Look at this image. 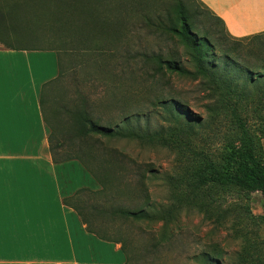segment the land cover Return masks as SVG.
I'll return each mask as SVG.
<instances>
[{"label": "trees", "instance_id": "obj_1", "mask_svg": "<svg viewBox=\"0 0 264 264\" xmlns=\"http://www.w3.org/2000/svg\"><path fill=\"white\" fill-rule=\"evenodd\" d=\"M85 1L88 0L76 1L75 8L71 7L74 2L70 0L50 1L53 5L50 6L52 11L45 9L41 16L42 23L47 28H38L46 33V45L48 49L56 51L58 57L60 69L58 79L44 87L40 98L41 109L48 111L51 116L49 123L56 126L60 123V109L56 101L47 96L63 75L64 59H69V52L77 50L66 49L69 44L64 43L62 39L74 35L77 31L111 32L113 29L106 28L110 21L109 15L97 12L98 10H88L83 4ZM194 1L203 9L202 12L219 26L220 31L216 28H204L199 22L202 14L198 8L186 6L182 1H177L171 9L155 14L151 18L142 17L138 28L150 36L166 38L175 47L181 46L192 71L180 65L175 47L164 48V52L163 49L157 52L146 49L135 53L127 51L120 67V75L130 77L138 75L144 89L148 92L154 91L153 96L156 97L152 100L160 107L161 119L168 124L167 127L153 132L137 127L138 119H141L139 117L142 115L140 112L125 116L123 126L120 128L111 125L102 127L91 119L83 104L82 110L68 114L74 137H86L91 134L110 140L138 141L155 144L170 151L175 150L184 155L185 161L179 162L180 176L175 179V184L170 180V184L173 185L169 192L170 204L154 208L147 203L143 207L131 209L113 204L105 209L103 202H100L85 208L84 199L114 201L118 197L117 186L121 173L137 177L135 188L140 196L144 197L143 189L139 190L143 181L139 167L127 160L125 168L120 169V163L107 161L100 169L85 160L78 152L53 160L56 163L78 161L100 186L98 191L81 189L63 202L76 212L88 234L100 241L121 244L125 264H137L140 261H137L136 254L127 246L125 240H111L102 230H95L92 219L110 215L125 222L160 223L163 229L160 243L165 244L169 241L167 227L184 211L193 209L206 213L205 208L214 207L212 210L216 211L219 221L217 223L223 225L229 214L234 212V208H216L214 206L216 199H213L216 193L234 191L245 198L250 194L259 193L264 212V114L261 115V111H264V32L244 38H233L227 33L219 18ZM100 2L102 1H97L98 4ZM78 21H81L84 27L79 26ZM96 23L99 28H92ZM110 24L111 27L114 23ZM171 76L197 83L199 88L207 92L209 102L205 109L209 115V123L206 126H202L199 120L186 114L182 110L184 104L178 101L175 95L170 93L171 95L164 97L166 90L170 89V81L166 78ZM147 84L151 86L146 87ZM254 104L257 110L253 109L250 115L248 105ZM250 117L255 119L259 136L251 127L254 124H250ZM132 126L134 127L131 128ZM220 127L224 129L222 136L221 133L218 134ZM213 129L216 130L217 136L223 138L221 148L215 152L203 142V135ZM195 143L198 144L197 147ZM201 144H205L204 148H201L203 147ZM50 151L54 152L51 146ZM122 159L125 158L121 156ZM200 194L211 203L197 204ZM246 239L234 264H264V251L251 252L250 246L255 243L247 237ZM152 253L149 251L148 254ZM194 260L198 264L216 262L208 253L199 254Z\"/></svg>", "mask_w": 264, "mask_h": 264}, {"label": "rangeland", "instance_id": "obj_2", "mask_svg": "<svg viewBox=\"0 0 264 264\" xmlns=\"http://www.w3.org/2000/svg\"><path fill=\"white\" fill-rule=\"evenodd\" d=\"M50 1L55 2V0H38L36 6L41 11L45 9L52 11L50 6L53 5ZM70 1L74 2L72 8L77 7L78 0ZM97 1L102 2L98 4ZM177 1L198 8L202 14L199 22L204 28H216L220 31L219 26L202 12L203 9L194 0H88L83 3L85 8L109 15L110 21L106 24V28H113L112 31H77L74 35L62 39L64 43L69 44L66 49L77 50L69 52V59H64L63 75L47 96L56 101L61 115L59 126L49 124L53 158L59 160L62 159L61 156L78 152L85 160L100 169L107 161L120 163V169L125 168V162L130 161L139 167L143 180L139 190L143 189L144 197L140 196L135 188L137 177L121 173L119 185L117 183L118 197L114 201L84 199L85 208L100 202H103L105 209L113 204L130 209L143 207L147 203L154 208L170 204L169 192L175 179L181 174L179 162L185 161L184 155L175 150L170 151L155 144L138 141L110 140L91 134L86 137H74L68 114L82 110L83 104L90 113L91 119L102 127L111 125L120 128L123 126L125 116H132L137 112L143 115L139 117L141 119H138L137 127L153 132L168 126L161 119V109L157 102L152 100L156 97L153 96L154 91L148 92L144 89L138 75L131 77L120 75V67L127 51L135 53L146 49L157 52L163 49L164 52V48L175 47L166 38L150 36L146 32L139 31L138 28L142 17L151 18L155 14L167 11L175 6ZM110 23L114 24L110 27ZM77 24L84 27L81 21ZM92 28L99 27L96 23ZM36 41L31 38V42ZM175 48L180 65L192 71L181 46L177 45ZM166 80L170 81V89L166 90L164 97L171 95L170 93L175 95L177 100L184 104L182 110L195 120H199L202 126H206L209 123V115L205 109L209 102L207 92L190 80L175 76ZM150 86V84L146 85V87ZM248 108L250 115L253 109L257 110L256 104L248 105ZM263 114L264 111H261V115ZM249 122L254 124L251 127L259 136L255 119L250 117ZM221 130L220 127L218 134L221 133L222 136L224 129L222 132ZM221 136L216 135L215 129L208 130L203 135V142L215 152L221 148L223 139ZM205 144H201L203 145L201 148H204ZM195 146L197 147L198 144L195 143ZM121 156L125 159L121 160ZM65 166L73 175L78 176L77 182L82 183L85 174L83 167L77 162H67ZM170 180H173L172 184ZM90 189L97 191L94 184L89 186ZM213 199H216L214 205L216 208H234V212L229 214L223 225L217 223L219 221L216 211L212 210L215 209L214 207L205 208L206 213L193 209L184 211L167 227L169 241L165 244L160 243L163 230L160 223L125 222L110 215L94 218L92 223L95 230H102L111 240H125L127 246L136 254L137 261H140L137 264H198L194 258L202 253H208L212 259L214 257L216 262L210 264H234L236 256L240 254L244 245V239L247 240L246 237L255 243L250 246L251 252L264 251V212L261 195L253 193L245 198L240 193L230 191L216 193ZM204 203L211 202L203 199L200 194L197 204ZM86 212L88 213L87 209ZM149 251L153 253L149 255ZM260 257L262 258V255ZM124 261L125 258L123 264Z\"/></svg>", "mask_w": 264, "mask_h": 264}, {"label": "crops", "instance_id": "obj_3", "mask_svg": "<svg viewBox=\"0 0 264 264\" xmlns=\"http://www.w3.org/2000/svg\"><path fill=\"white\" fill-rule=\"evenodd\" d=\"M196 1L233 38L264 32V0ZM37 3L0 0V264H123L121 246L88 234L63 202L100 186L78 161L68 162L83 167L82 183L67 162L53 161L51 116L40 98L60 69L38 29L47 27Z\"/></svg>", "mask_w": 264, "mask_h": 264}]
</instances>
